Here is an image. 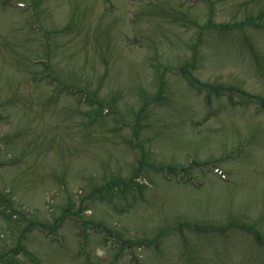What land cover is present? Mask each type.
<instances>
[{"label": "rangeland", "instance_id": "374dc122", "mask_svg": "<svg viewBox=\"0 0 264 264\" xmlns=\"http://www.w3.org/2000/svg\"><path fill=\"white\" fill-rule=\"evenodd\" d=\"M241 91L264 101V0H0L4 262L264 264V103Z\"/></svg>", "mask_w": 264, "mask_h": 264}, {"label": "trees", "instance_id": "16d2710c", "mask_svg": "<svg viewBox=\"0 0 264 264\" xmlns=\"http://www.w3.org/2000/svg\"><path fill=\"white\" fill-rule=\"evenodd\" d=\"M75 87H69V89H68V87L66 88V89H68V90H70L71 92H72V90L74 89ZM77 88V87H76ZM75 92H77V91H75Z\"/></svg>", "mask_w": 264, "mask_h": 264}]
</instances>
